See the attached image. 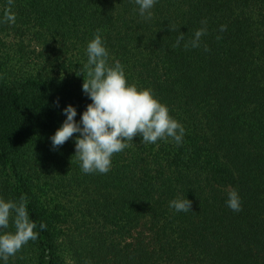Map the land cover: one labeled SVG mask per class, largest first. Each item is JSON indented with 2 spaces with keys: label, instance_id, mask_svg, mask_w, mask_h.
I'll list each match as a JSON object with an SVG mask.
<instances>
[{
  "label": "trees",
  "instance_id": "16d2710c",
  "mask_svg": "<svg viewBox=\"0 0 264 264\" xmlns=\"http://www.w3.org/2000/svg\"><path fill=\"white\" fill-rule=\"evenodd\" d=\"M7 8L0 0V198L26 196L38 233L7 264H264V0H157L150 20L135 0H14V23ZM98 29L109 64L185 135L138 136L107 174H85L79 134L58 149L51 137L65 108L79 123L92 103L76 73ZM177 198L192 211L170 208Z\"/></svg>",
  "mask_w": 264,
  "mask_h": 264
},
{
  "label": "clouds",
  "instance_id": "9594fccd",
  "mask_svg": "<svg viewBox=\"0 0 264 264\" xmlns=\"http://www.w3.org/2000/svg\"><path fill=\"white\" fill-rule=\"evenodd\" d=\"M156 2L135 0L139 5V14L148 20L152 18L151 9ZM13 3L14 0H8L9 8L3 16L5 23L15 22V15L11 12ZM201 23L206 25L207 20ZM226 29L227 26L222 25L220 31ZM206 34V27L195 31L194 38L188 40L184 47H200L201 37ZM184 38L185 34L180 32L173 47H179ZM205 51L209 49L205 47ZM86 53L87 62L76 75L84 77L82 90L92 103L83 112L79 123L76 121L75 107L69 105L64 109L63 114L67 119L51 137L54 149L79 134L75 140L73 157L80 162L82 171L85 174H107L111 170L113 156L128 148L138 136L142 137L144 144H155L158 140L168 138H172L177 145L182 144L185 129L170 115L169 108L155 97L151 89H139L136 84H129L124 66L118 60L114 65L109 64V51L99 29L88 43ZM226 203L235 212L242 210L235 190L228 193ZM169 207L177 212L192 211V201L177 198L170 202ZM10 221L15 231L0 234V258L5 264L29 241L38 238V233L34 231L36 224L28 215L26 196H21L19 202L0 198V230L8 229ZM40 227L44 230L47 226L41 224Z\"/></svg>",
  "mask_w": 264,
  "mask_h": 264
}]
</instances>
